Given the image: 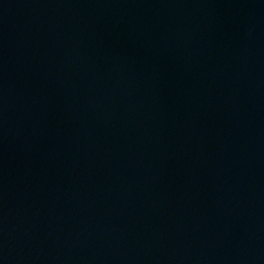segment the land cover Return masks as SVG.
<instances>
[{
    "label": "water",
    "instance_id": "95a60500",
    "mask_svg": "<svg viewBox=\"0 0 264 264\" xmlns=\"http://www.w3.org/2000/svg\"><path fill=\"white\" fill-rule=\"evenodd\" d=\"M0 264H264V0H0Z\"/></svg>",
    "mask_w": 264,
    "mask_h": 264
}]
</instances>
